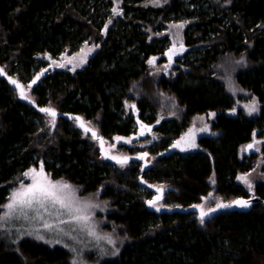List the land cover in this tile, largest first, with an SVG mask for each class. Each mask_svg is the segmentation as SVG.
Returning a JSON list of instances; mask_svg holds the SVG:
<instances>
[{
	"label": "trees",
	"instance_id": "1",
	"mask_svg": "<svg viewBox=\"0 0 264 264\" xmlns=\"http://www.w3.org/2000/svg\"><path fill=\"white\" fill-rule=\"evenodd\" d=\"M191 2L123 0L124 14L104 30L113 0H0V65L29 88L28 97L38 105L93 120L91 126L105 140L130 136L136 117L157 123L156 105L145 97L137 100L135 117L124 108L132 81L146 75L154 63L149 61L177 49L165 47L161 38L149 40L145 24H155L160 15L193 20L185 29L186 45L178 47L181 53L174 59L181 64L173 67L176 76L158 81V88L185 108L183 116L157 123L153 130L159 135L146 146L155 159L145 179L166 189L161 200L166 207L199 204L211 190L226 202L250 196L237 176L254 167L257 155L264 157V145L261 153L239 155L242 144L264 135V0H209L203 8ZM87 40L95 41L98 50L86 66L59 67L63 52L76 51ZM223 53L247 54L249 68L237 74V82L257 97L258 114L247 116L236 107L215 76L214 64ZM211 110L218 111L213 131L188 138L191 117ZM49 116L23 102L0 76V212L19 176L42 163L53 179L74 183L82 194L103 186L100 197L112 207L105 227L117 225L129 238L119 258L103 264H264L263 204L223 210L203 224L193 211H153L146 204L152 191L139 183L141 161L120 168L101 155L97 140L74 120L55 117L51 130ZM184 133V149L163 155ZM125 148L129 155L137 153L136 146ZM254 195L264 198V182L256 184ZM15 254L0 244V264L69 261L65 249L30 240L22 241Z\"/></svg>",
	"mask_w": 264,
	"mask_h": 264
},
{
	"label": "rangeland",
	"instance_id": "2",
	"mask_svg": "<svg viewBox=\"0 0 264 264\" xmlns=\"http://www.w3.org/2000/svg\"><path fill=\"white\" fill-rule=\"evenodd\" d=\"M189 1L191 0H186V2ZM208 1L209 0H192L191 5L197 6L198 8L208 7ZM146 2L155 5H164L169 2V0H146ZM122 6L123 0H113L111 17H109L104 23V30H107L112 25L115 17L122 16L124 14ZM113 9H116V12H114ZM157 20L158 21L155 24L146 23L144 26L148 39L151 40L154 38H161L165 47L175 46L177 49L168 52L167 54H160L154 63L149 66L144 77L132 81L128 92V99L125 102L124 108L127 114L135 117L136 114H134V111L137 110V106L135 104L138 99L145 97L155 103L157 111L156 121L159 123L161 120L168 118H182L184 113L185 108L178 104L177 100L173 96L158 88V81L163 75H166L169 79H173L176 76L177 72L173 67L180 66L181 64H175L174 59H176L181 53L179 48L186 45L184 41L185 29L193 22V20L187 18L174 20L172 15L167 18L160 15ZM175 25H183V27L177 28ZM97 50L98 44L95 41L87 40L79 45L78 50L73 52H63L59 56L58 61L59 63L64 64L69 70H78L88 64L89 60L94 56ZM241 61H243V63H239ZM248 68L249 60L246 53L238 55L233 53H223L217 58V61L214 64V74L222 80L227 93H229L233 98L235 106L242 108L247 116H253L258 114L260 110V102L255 95H252L249 91L245 90L237 82V74ZM25 89L26 91H29L28 87H25ZM253 106L255 107V111L250 110ZM217 114V110L195 114L190 119L189 130H191V132L195 135H199V133H201L200 135L210 134L213 131L212 121ZM86 122L89 125H94L93 120H86ZM56 123L57 119L49 116L47 124L51 127V130L55 128ZM134 128L133 133L138 131L137 123H135ZM201 129L204 130L201 131ZM184 134L187 135V133ZM85 135L86 134L83 132V136ZM158 135V132L153 130L144 138L134 142L131 141L130 136L115 135L105 140L106 149L110 154L115 156L129 155L125 146H136L137 153L143 150L148 151L146 149L147 144ZM192 135L193 134H189L188 138L191 139V137H193ZM118 137L121 139H117ZM182 143L185 144L184 140ZM248 145L249 144H242L239 147L240 157L248 155V153H251V150L254 149L258 150V153H261L264 145V135H255L251 142L253 147L248 148ZM257 156L258 157L254 167L247 172L239 173L237 176V181L243 184L245 190L248 191L250 196L254 195L256 184L264 182V157L260 154ZM154 159L155 156L152 155L151 163H153ZM126 165L127 164H119V167L126 168ZM33 168L38 172L40 165L31 166L25 170L23 174ZM44 172L48 174L52 181L62 180L72 185L73 189H75V196L77 200L81 203L92 205V207H89L86 210L91 219L87 222V225L77 222L60 224L58 227L63 228L64 231L59 232L55 228L49 231L42 227V224L45 221L56 224L57 217L55 215L44 213V220L42 221L39 219H33L35 216V212L33 210H28V219H24L23 216L16 213L7 219H0V244L4 245L5 250L9 251V253L13 255H16L15 253L19 254L21 242L24 240H30L44 244L51 249L55 247L65 249L69 253L68 264H71L73 260H76L77 264H103L105 261L116 260L119 258L121 252L129 243V238L120 231L117 225L112 224L110 229L105 227L106 222H108L107 214L112 207L109 200L100 197L103 186H101L97 191L82 194L80 192V188L74 183L69 182L64 178L53 179L50 174L45 171V169ZM23 174L19 176L16 186L11 189L10 195L14 189L21 187V184L27 185L32 183V177H26ZM241 175H247L251 187L238 179ZM213 181L214 177L212 175L210 178L212 185L215 183V181L214 183ZM154 195L155 193L152 192L149 198H152ZM8 202L9 198L4 205ZM224 202L226 201L222 200L220 196L214 195L213 190H211L207 195L202 197L199 205L202 206L203 209L208 210L216 206L218 203ZM157 205H162V202H158ZM3 206L0 212V218H3L5 213L8 211V209ZM50 211L54 212V210L51 209ZM60 219L67 220L68 217L65 215L60 217ZM93 229L95 231V235L91 234ZM38 235L43 236L44 239H38ZM108 238H111L114 243H109ZM49 241H51V243H49ZM56 241H59V243ZM71 249H75V251H71Z\"/></svg>",
	"mask_w": 264,
	"mask_h": 264
},
{
	"label": "snow or ice",
	"instance_id": "3",
	"mask_svg": "<svg viewBox=\"0 0 264 264\" xmlns=\"http://www.w3.org/2000/svg\"><path fill=\"white\" fill-rule=\"evenodd\" d=\"M114 12H116V9H113ZM175 27L180 28L183 27V25H175ZM172 50H170L171 52ZM71 62V61H69ZM154 61H149V63H153ZM243 63V61L239 62ZM64 64H60L59 67H64ZM47 71V70H45ZM3 72V69H0V73ZM43 73H41L42 75ZM12 84H17L18 82L14 79H11ZM36 79H39V76H37ZM35 83V80L33 81ZM20 87V95L24 99H29V97L26 95L23 86ZM251 111H255V107L253 106ZM42 112L49 113L53 118L57 115L56 111L52 108H42L40 109ZM76 120L80 122V127L84 128L85 133L91 132L93 138L99 139L101 145L105 143L103 138L99 137L97 133L90 127H87L85 125V122L82 118L76 117ZM150 130V129H149ZM204 129H201L203 131ZM142 134V133H141ZM121 139V138H117ZM130 142V141H129ZM181 141H177V144L175 146H179ZM194 146V145H193ZM248 148H252L253 145H248ZM105 155L107 156L108 153L106 152ZM147 155L146 153L144 154ZM113 160H116L120 164H126L128 162L129 157H117L112 156L110 157ZM143 158V157H141ZM24 176L32 177V183L23 185L21 184V187L14 189L9 197V202L4 205L3 207L7 208L8 211L5 213L3 218L0 219H7L9 217H12L14 214L19 213L20 216H23L24 219H28V210H33L35 212V216L33 219H39L44 220V213H49L50 215H55L57 217L56 224L48 223L45 221L42 224V227L46 230H53L54 228L59 231L63 232V228H59L58 226L60 224H67L71 222H77V223H84L87 225V222L90 221L91 217L87 214V209L89 207H92V205L87 203H81L77 200L75 196V189H73L72 185L65 181H52L48 174L44 172L43 164L41 163L40 169L37 172L36 169H29L27 172L23 174ZM239 180L243 181L245 184H248L249 187H251V184L249 183L247 175H241L238 177ZM214 183V181H213ZM162 191V189L160 190ZM149 205H155L156 200H150L148 201ZM233 205L239 206V207H249L251 205V200H245V199H237L234 201H231L229 204L224 203H218L216 205L215 209H210L209 212L201 211L200 214V222L201 224L204 223L205 217L209 216L210 212H215L217 209L222 208H228ZM195 207H202L200 205H197ZM54 210L53 211H50ZM67 216L68 219H60V217ZM92 235H95L94 229L91 232ZM38 239L43 240V236H37ZM109 239V243H114V241ZM59 243V241H56ZM51 243V241H49ZM71 251H75V249H71ZM118 252V250H117ZM115 254V253H114ZM71 264H77L76 260H73Z\"/></svg>",
	"mask_w": 264,
	"mask_h": 264
},
{
	"label": "water",
	"instance_id": "4",
	"mask_svg": "<svg viewBox=\"0 0 264 264\" xmlns=\"http://www.w3.org/2000/svg\"><path fill=\"white\" fill-rule=\"evenodd\" d=\"M0 69H3V72L0 73V76L4 77L7 81H9V83L13 87H15L17 89L18 95H19L20 99L23 102H25V103L33 106L34 109L37 110V111H39V112H42V111H40V109H42V108H52L50 106H40L35 101H33L31 98H29L27 100L24 99V98H22L21 95H20V87L19 86H23V84L19 80H17L16 78H14L13 76L9 75L6 72V70L1 65H0ZM37 76H39V75H36L33 78V80L30 82V85L31 86H34L37 83V81H38V79H36ZM9 78L16 80L18 83L15 84V85L12 84L11 83V80ZM34 80H35V83H33ZM23 88H24V91L26 93V90H25V87L24 86H23ZM26 95H27V93H26ZM52 109H54V108H52ZM54 110L57 113V115L55 117H64V118H67V119H72V120H74L76 122V125L82 131L85 132L84 128L80 127V122L75 119L76 117L82 118L83 121L85 122V125L87 127L92 128L97 133V135L99 137L103 138V140L105 142L104 137L101 134H99V132L97 131V129H95L94 127H92L91 125H89L84 120V118L81 115H79L77 113H71V112H62V111H59V110H56V109H54ZM44 113H46V112H44ZM47 114H49V113H47ZM136 121L138 123V131L135 132V133H132L130 135L131 141H133V142L144 138L147 134H150L152 132V130L154 129V127L157 125V123L147 124L146 122L142 121L139 117H136ZM86 134L92 136V133L91 132H88ZM92 138H93V136H92ZM93 139L94 140H97V142H98V148L100 150V153H101V155L107 161H110V162H113V163H118L116 160H113V159L110 158V157L115 156V155H112V154H110L107 151V149H106V143H104L103 146H102L99 139H95V138H93ZM183 140H184V134L180 138L176 139L171 144V146H169V148L167 150H165L162 154L165 155V154H169V153H171L173 151H176V150H182V149H184V147H183L184 144L182 143ZM177 141H181V143L179 144V146H175L177 144ZM106 152L108 153L107 156L105 155ZM145 153L147 154L146 156L144 155ZM125 156L126 157H129L128 162H131V161H141V163H142L141 173L139 175V183H140L141 186L146 187V188H148L149 190H151L152 192L155 193V195L152 198H150V199L147 200V203L146 204H147V206H148L149 209H151L153 211H157V212H176V211L177 212H190V211H193V212H196L198 214V216L200 217V214H201V211L202 210L204 212H209L210 209H215L216 208V206H215V207H212V208H210L208 210H205L202 207H195V206H197L199 204H191L189 206H174V207H166V206H162V205H157V203L163 199L166 190H165V188L160 187V186H157V185H155L153 183H150V182L146 181V179H145V173L149 169V167L151 166V154L148 151L143 150V151H141V152H139L137 154L125 155ZM117 157H124V156H117ZM141 157H143V158H141ZM161 189H162V191H160ZM237 199L251 200V205L249 207H239V206L233 205V206L228 207V208L217 209L215 212H210L209 213V216H207L205 218H209V217L213 216L214 214H216V213H218L220 211H223V210L247 211L248 209H250L256 203H261V204L264 205V198H261L258 195L240 196V197H238V198H236L234 200H237ZM150 200H156V204L155 205H149L148 201H150ZM229 203L230 202H226L224 204H229Z\"/></svg>",
	"mask_w": 264,
	"mask_h": 264
},
{
	"label": "flooded vegetation",
	"instance_id": "5",
	"mask_svg": "<svg viewBox=\"0 0 264 264\" xmlns=\"http://www.w3.org/2000/svg\"><path fill=\"white\" fill-rule=\"evenodd\" d=\"M134 113L137 115L138 110H135ZM142 121H143V120H142ZM144 122H146V121H144ZM155 123H156V122H155ZM147 124H151V123H147ZM153 124H154V123H153ZM137 125H138V123H137ZM190 134H193V132H191ZM185 136H186V135L184 134V141H185V139H186Z\"/></svg>",
	"mask_w": 264,
	"mask_h": 264
}]
</instances>
